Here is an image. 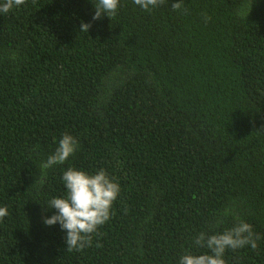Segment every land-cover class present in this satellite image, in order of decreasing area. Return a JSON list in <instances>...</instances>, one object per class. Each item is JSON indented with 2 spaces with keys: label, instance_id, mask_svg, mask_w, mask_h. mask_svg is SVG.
<instances>
[{
  "label": "trees",
  "instance_id": "trees-1",
  "mask_svg": "<svg viewBox=\"0 0 264 264\" xmlns=\"http://www.w3.org/2000/svg\"><path fill=\"white\" fill-rule=\"evenodd\" d=\"M94 11L26 0L0 13V264H179L236 216L261 239L226 264H264V0ZM65 133L77 150L44 169ZM69 167L120 186L82 250L44 223Z\"/></svg>",
  "mask_w": 264,
  "mask_h": 264
},
{
  "label": "clouds",
  "instance_id": "clouds-1",
  "mask_svg": "<svg viewBox=\"0 0 264 264\" xmlns=\"http://www.w3.org/2000/svg\"><path fill=\"white\" fill-rule=\"evenodd\" d=\"M26 0H3L0 2V13H8L14 7L25 4ZM145 11H151L165 0H133ZM120 0H94V14L92 19H102L106 15L109 19L116 15ZM173 10L181 8V3L173 2ZM89 23H81L82 31L88 30ZM78 147V141L71 134L65 133L58 142L54 153L49 155L42 164L44 169L56 164H63L72 156ZM66 188V195L53 197L47 207L56 209L55 214L45 218L46 225L59 223L61 229L66 230V246L68 250H82L90 246L92 234L107 222L111 216L113 202L120 193V186L107 173L100 169L90 174L81 169L69 167L62 174ZM8 215L6 207H0V220ZM260 234L253 232L251 224L236 216V223L223 232L206 234L200 232L195 237V245L209 251L204 254L187 253L180 257L179 264H226L224 254L227 249L236 250L250 245L257 247Z\"/></svg>",
  "mask_w": 264,
  "mask_h": 264
}]
</instances>
